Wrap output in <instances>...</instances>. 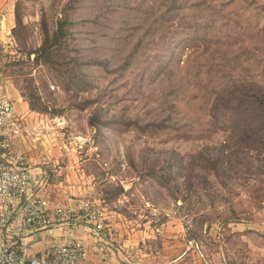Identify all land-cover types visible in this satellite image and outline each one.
<instances>
[{"label":"rangeland","instance_id":"rangeland-1","mask_svg":"<svg viewBox=\"0 0 264 264\" xmlns=\"http://www.w3.org/2000/svg\"><path fill=\"white\" fill-rule=\"evenodd\" d=\"M163 1L0 0V93L20 115L37 96L23 136L79 198L242 264L229 224L264 219V0Z\"/></svg>","mask_w":264,"mask_h":264},{"label":"built area","instance_id":"built-area-1","mask_svg":"<svg viewBox=\"0 0 264 264\" xmlns=\"http://www.w3.org/2000/svg\"><path fill=\"white\" fill-rule=\"evenodd\" d=\"M54 121L62 130L67 127L61 116ZM23 131L22 116L10 98L0 93V264H88L87 246L75 233L83 226L101 230L105 208L86 198L54 200L43 181L33 191L30 168L35 162L26 152L13 149ZM71 138L73 149L85 157L86 138ZM229 226L257 232L264 229V219L235 221ZM47 232L46 247L32 249V242Z\"/></svg>","mask_w":264,"mask_h":264},{"label":"crops","instance_id":"crops-1","mask_svg":"<svg viewBox=\"0 0 264 264\" xmlns=\"http://www.w3.org/2000/svg\"><path fill=\"white\" fill-rule=\"evenodd\" d=\"M21 115L23 122L28 123L29 113L28 105ZM20 115V114H19ZM24 124V126H25ZM42 145V146H40ZM14 150H22L35 162L30 168L32 190L36 191L40 181H43L45 188L48 190L51 198L54 200H68L74 202L79 196L91 195L88 192L76 194L63 177L53 178V173L48 171L49 164L46 157L53 155L52 148L48 145L47 140L41 139L39 143H28L24 136L18 138L13 144ZM41 150L47 156L38 157L37 152ZM49 154V155H48ZM53 160L52 163H55ZM50 163V162H49ZM54 166V164H52ZM59 166L54 171L59 174ZM74 181V180H73ZM105 226L98 232L94 231L92 226H83L75 237L82 240L88 249V264H239L238 256L235 252H226L217 243V248L211 253L203 251L202 246L198 248L190 246L187 241L170 235L156 234L155 231L161 230L160 227H151L147 221L140 226H132L118 212H108L104 216ZM139 225V224H137ZM236 229V228H234ZM236 231V230H234ZM256 231L242 230L239 228L237 233L231 238V244L239 241L241 244V262L242 264H264V234H255ZM47 232L38 241L32 242V249L42 250L46 247V240L49 238ZM224 243V242H223ZM223 245H226L224 243ZM243 259L244 262H243ZM241 264V263H240Z\"/></svg>","mask_w":264,"mask_h":264},{"label":"trees","instance_id":"trees-1","mask_svg":"<svg viewBox=\"0 0 264 264\" xmlns=\"http://www.w3.org/2000/svg\"><path fill=\"white\" fill-rule=\"evenodd\" d=\"M195 0H190V2H194ZM165 8L168 10H178L180 9L181 4L183 3V0H167L163 1ZM188 5V3H187ZM70 23V20L67 18H63L57 21V27L56 30L52 32L51 35L48 33L45 35L44 40L40 44V46L34 51L35 55H41L45 52H49V49L54 46L55 44L59 43L60 39L64 37L67 32L66 24ZM37 97V96H36ZM35 96L28 97V107L32 110H36L39 112H45L46 108L39 107L37 105V102H35Z\"/></svg>","mask_w":264,"mask_h":264}]
</instances>
